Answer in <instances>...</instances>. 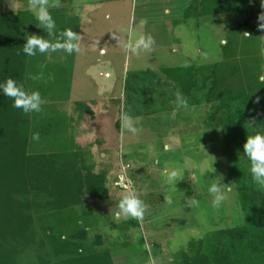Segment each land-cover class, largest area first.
<instances>
[{
	"label": "trees",
	"instance_id": "trees-1",
	"mask_svg": "<svg viewBox=\"0 0 264 264\" xmlns=\"http://www.w3.org/2000/svg\"><path fill=\"white\" fill-rule=\"evenodd\" d=\"M257 7L260 0H195L184 17L245 15ZM50 11L59 30L78 28L74 18L60 15L61 7ZM36 24L27 8L13 10L10 0H0V81L13 77L39 89L46 101L41 112L25 114L0 94V264H116L102 235L90 236L92 223L83 210L89 199L109 195L106 172H95L86 164L82 148L53 144L60 135L53 97L69 83L65 66L53 62L50 53L29 57L22 52L24 34L46 35ZM259 30L245 20L226 31L220 60L162 68L171 85L170 92L161 95L176 101L179 92L184 100L179 105L216 103L229 150L241 151L246 159L231 163L244 222L192 238L173 264H264V188L253 182L243 154L245 139L255 130L252 124L264 129ZM154 82L161 84V78L153 70L129 72L124 81L126 101L131 99L127 89L151 94ZM137 83L142 88L134 86ZM75 104L81 113L92 111L84 102ZM119 124L120 120L118 128ZM36 132L39 140L32 139ZM137 223L129 219L115 227L126 230Z\"/></svg>",
	"mask_w": 264,
	"mask_h": 264
},
{
	"label": "rangeland",
	"instance_id": "rangeland-1",
	"mask_svg": "<svg viewBox=\"0 0 264 264\" xmlns=\"http://www.w3.org/2000/svg\"><path fill=\"white\" fill-rule=\"evenodd\" d=\"M62 2L65 1L59 0V7L64 5L67 10L73 11V18L79 24L73 31L82 37L81 52L70 56L77 71L74 75L75 92L76 84L81 93L94 91L93 84L84 76L88 69L85 65L90 61H104L105 65L99 62L97 70H101L95 75L99 83L106 82L100 85V89L105 87L98 93L102 100L88 102L95 104V110L104 108L105 113L102 114L111 116L109 120L105 117L100 124L111 123V129L115 130L113 124L117 118L120 119L123 111L132 116L139 130L132 134L120 127L118 131L117 153L113 147L111 153L115 151V154L109 155L112 161L117 159L118 168L107 181L111 192L104 199L97 198L98 201L89 199L91 206L88 203L83 207L91 208L98 216L89 227L90 236L102 235L104 246L112 251L116 264H173L176 261L174 256L188 249L192 238L202 237L211 230L242 224L245 218L232 178L231 163L245 162L246 159L241 151L229 150L219 127L216 103L179 105L177 100L171 101L167 95H161L170 92L171 85L162 68L220 60L226 31L245 20H250L251 25L257 27V17L264 12V8L257 7L245 15L226 13L184 17V10L195 0ZM27 5L28 0H10L13 10L27 8ZM165 9H168L167 13ZM149 34L155 41L150 51L134 54L122 47L123 42L134 43ZM258 36L264 74V30H259ZM62 51L56 52L64 58ZM51 55L53 52L49 56L52 58ZM148 69L157 73L161 84L154 82L153 93L146 95L137 92L139 89L130 92L127 89L126 96L130 95L131 99L126 101L124 83L119 90L116 80L125 75V81L129 72ZM134 86L142 88V83ZM74 97L75 100H83L76 98V94ZM137 98L141 103L137 102ZM147 99L150 100L148 105L143 102ZM170 170H179L184 178L164 183L162 173ZM130 171L137 178L136 188L131 182ZM126 174L130 178V190L142 193L148 207L136 225L123 230L115 226L127 220L117 222L110 209L114 211L115 203L128 191L123 188L124 183L129 185L124 178ZM217 175L220 182L228 180L224 185H230L231 191L226 192L221 205L214 208L207 186ZM165 197L170 198L172 203L168 204ZM187 197L197 199L199 206H188L185 202Z\"/></svg>",
	"mask_w": 264,
	"mask_h": 264
},
{
	"label": "clouds",
	"instance_id": "clouds-1",
	"mask_svg": "<svg viewBox=\"0 0 264 264\" xmlns=\"http://www.w3.org/2000/svg\"><path fill=\"white\" fill-rule=\"evenodd\" d=\"M260 5L264 8V0H260ZM57 7H59V0H28L27 10L35 18L36 25L46 31V35L35 33L24 34L25 42L22 52L25 55L35 57L37 54H48L57 50H63L68 55H72L73 53L79 54L81 52V35L71 28L63 30L57 28L56 21L50 11ZM165 12L167 13L168 9H165ZM257 19L258 29L264 30V12H261ZM245 35H248V33L245 32ZM114 38L118 39L115 36ZM154 43L153 36L149 34L141 36L134 43L131 41L123 42L122 47L125 51L130 50L135 54L138 51H150ZM222 43H227V41H222ZM39 78V76L32 77L33 80H38ZM259 79L264 81V76H261ZM0 94L11 98L12 107L21 109L25 114L41 112L42 106L46 102L39 89L26 87L24 83L13 77H7L0 81ZM176 99L179 103H184L179 92L176 94ZM258 101L259 98H257ZM120 120L122 129L132 134H136L139 131L129 113L122 111ZM252 125L255 130L251 134L248 133L243 144V154L249 162V171L253 182L259 187L264 188V129L257 127L255 124ZM39 138L38 132L32 134L33 140H39ZM218 177L217 175L216 179L208 182L207 186V192L212 197L211 204L214 208H218L225 199V193L231 191L230 185L225 186L219 181ZM182 178L184 176L179 170H170L162 173L164 183L178 182ZM190 197L185 199L186 204L190 207H198L199 201ZM165 199L168 204L172 203L170 198L165 197ZM147 207V204L142 199V193L128 190L115 203V210L113 211L111 208L110 212L117 222L130 218L139 221L144 217Z\"/></svg>",
	"mask_w": 264,
	"mask_h": 264
},
{
	"label": "crops",
	"instance_id": "crops-1",
	"mask_svg": "<svg viewBox=\"0 0 264 264\" xmlns=\"http://www.w3.org/2000/svg\"><path fill=\"white\" fill-rule=\"evenodd\" d=\"M65 2L62 3H67V0H64ZM62 6V7H61ZM62 8L61 16L64 17L65 19L67 18H72L75 16L73 15V11L67 10V8L64 5H60ZM79 16V15H78ZM73 30V29H72ZM102 49V48H101ZM58 51V50H57ZM60 51V50H59ZM104 52V49L102 50ZM64 53V51H62ZM71 56V55H70ZM53 62H57L58 64L60 63L61 65L65 66V75L67 78H69V83L65 85V87L62 89V94H58V97L56 95L53 97V110L56 113L55 118H57V126L59 127V132L60 135L57 137L56 140H54L53 144L61 145L64 146L66 145L67 147H80L83 149V156L85 158V162L88 165L93 166V170L95 172H98L100 170H104L106 172V180L110 178V176L113 174L114 171H118L117 168V159L115 161H112L109 159V155L112 154L111 151L113 147L115 148L116 144H118L117 140V134L118 131L120 130L121 127V120L117 118V120L114 122L113 126L115 130L111 129V123L107 124L105 122L104 124H100L101 121L105 120V117L111 119L110 115H104L102 113H105L104 108L103 109H98L95 110V104L89 103L94 102V100H98V102H101V97L99 92L102 91V89L105 87H102L100 89V85H103L106 83L105 81L99 83L98 79L95 78L96 72L100 71L97 70V66L99 65V62H103L101 65H105L104 61H90L91 63L85 65L86 73L84 76L88 78L90 81L92 87H94V91H88V92H82L78 91V85L76 84V91L75 92V85H74V80L75 77L74 75L76 74V68H74V61L72 59L67 58V54L65 53V57L61 58V56L57 55V52H53ZM77 65V64H76ZM99 74V73H98ZM124 76L122 75L121 78H119V75L116 81L119 82V90L122 89L120 86L122 82L124 83ZM112 78V77H110ZM116 79V78H115ZM78 82V81H76ZM110 82V81H108ZM99 86V88H98ZM69 88V89H68ZM97 89V90H96ZM75 94L76 98H83L81 99H76L75 100ZM80 101L86 103L90 109L92 110L91 112L84 111L80 112V110L77 109L75 102ZM97 103V102H96ZM91 115L92 117H90ZM120 120V127H117V121ZM111 143V147H110ZM117 153V149H114ZM115 151L113 152L112 155L115 154ZM103 157V158H102ZM103 160H105L103 162ZM107 167H106V165ZM102 165L104 166L103 168ZM111 166V168H108V166ZM97 168H101L100 170ZM131 172V182L133 186L136 188L137 186V178ZM110 180V179H109ZM106 181V185H107ZM108 187V186H107ZM109 193L111 192L110 189L108 188ZM96 199L97 198H92ZM91 200V199H90ZM86 204H88L90 202ZM98 201V200H97ZM85 204V205H86ZM84 205V206H85ZM91 206V204L89 203ZM89 206V207H90ZM83 210L87 211L86 217L88 218V221H90L92 224L97 221V215H95L94 211L91 210V208H83ZM95 215L92 217V215Z\"/></svg>",
	"mask_w": 264,
	"mask_h": 264
},
{
	"label": "built area",
	"instance_id": "built-area-1",
	"mask_svg": "<svg viewBox=\"0 0 264 264\" xmlns=\"http://www.w3.org/2000/svg\"><path fill=\"white\" fill-rule=\"evenodd\" d=\"M127 177H128V175L126 174V177H124V178H126V181L129 182V185L124 183L123 184L124 185L123 188L127 189V190H130V184H131L130 183V178H127Z\"/></svg>",
	"mask_w": 264,
	"mask_h": 264
}]
</instances>
